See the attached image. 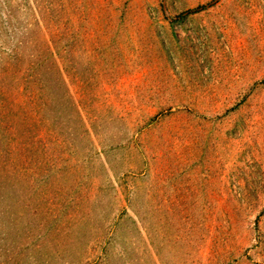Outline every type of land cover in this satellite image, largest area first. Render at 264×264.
<instances>
[{
  "label": "rangeland",
  "instance_id": "obj_1",
  "mask_svg": "<svg viewBox=\"0 0 264 264\" xmlns=\"http://www.w3.org/2000/svg\"><path fill=\"white\" fill-rule=\"evenodd\" d=\"M0 264H264V0H0Z\"/></svg>",
  "mask_w": 264,
  "mask_h": 264
},
{
  "label": "trees",
  "instance_id": "obj_2",
  "mask_svg": "<svg viewBox=\"0 0 264 264\" xmlns=\"http://www.w3.org/2000/svg\"><path fill=\"white\" fill-rule=\"evenodd\" d=\"M199 10H200V9H197V11H196V12H199Z\"/></svg>",
  "mask_w": 264,
  "mask_h": 264
}]
</instances>
